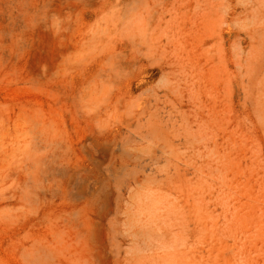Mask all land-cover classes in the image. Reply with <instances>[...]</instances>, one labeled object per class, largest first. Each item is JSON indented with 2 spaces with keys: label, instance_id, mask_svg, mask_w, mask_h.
Returning a JSON list of instances; mask_svg holds the SVG:
<instances>
[{
  "label": "rangeland",
  "instance_id": "374dc122",
  "mask_svg": "<svg viewBox=\"0 0 264 264\" xmlns=\"http://www.w3.org/2000/svg\"><path fill=\"white\" fill-rule=\"evenodd\" d=\"M0 264H264V0H0Z\"/></svg>",
  "mask_w": 264,
  "mask_h": 264
}]
</instances>
